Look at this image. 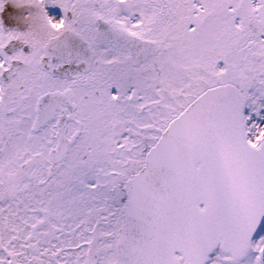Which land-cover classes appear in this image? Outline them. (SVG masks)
I'll list each match as a JSON object with an SVG mask.
<instances>
[{
  "label": "snow or ice",
  "instance_id": "snow-or-ice-1",
  "mask_svg": "<svg viewBox=\"0 0 264 264\" xmlns=\"http://www.w3.org/2000/svg\"><path fill=\"white\" fill-rule=\"evenodd\" d=\"M0 264H264V0H0Z\"/></svg>",
  "mask_w": 264,
  "mask_h": 264
}]
</instances>
